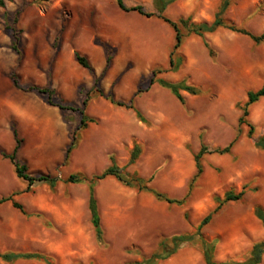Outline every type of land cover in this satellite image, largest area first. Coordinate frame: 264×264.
<instances>
[{
  "label": "rangeland",
  "instance_id": "374dc122",
  "mask_svg": "<svg viewBox=\"0 0 264 264\" xmlns=\"http://www.w3.org/2000/svg\"><path fill=\"white\" fill-rule=\"evenodd\" d=\"M219 1L175 0L162 14L211 22ZM123 3H140L145 11L155 12L152 0ZM15 14L21 55L11 49L10 32L3 22H11ZM224 17L260 34L264 0H232ZM204 38L213 55L201 37L191 34L177 51L179 68L156 75L200 90L198 94L181 90L184 102L180 103L167 88L150 81L153 69L168 67L174 42L172 28L161 18L123 10L116 0H0V150H12L14 124L22 139L16 155L28 172L58 178L54 190L37 183L25 191L26 181L0 154V198L15 194L25 212L9 201L0 205V252L43 253L51 264H133L148 257L161 238L194 231L215 206L217 196L230 189L238 192L243 186L241 199L223 205L200 235L209 241L216 238L218 261L242 258L263 237L254 208L264 209V150L254 142L264 135V97L248 106L246 119L254 125L251 136L246 125L238 124V117L247 91L264 84V39L254 43L224 28L205 33ZM104 45L113 53L105 71ZM75 53L87 58L104 95L112 92L114 99H132L144 120L105 96L92 99L85 112L95 121L78 131V144L66 159L79 111L48 104L43 95L15 87L9 75L14 72L22 85L49 81L63 102L80 107L93 78L76 62ZM234 138L230 152L203 155V172L183 206L158 201L113 177L100 180L95 197L105 245L94 237L87 185L62 181L76 171L100 172L110 164V156L118 166H126L137 144L140 155L127 169L145 178L153 176L150 187L181 198L195 171L193 156L200 144L214 149ZM0 264L48 263L0 259ZM158 264L203 261L198 244L188 242ZM258 264H264V256Z\"/></svg>",
  "mask_w": 264,
  "mask_h": 264
},
{
  "label": "trees",
  "instance_id": "16d2710c",
  "mask_svg": "<svg viewBox=\"0 0 264 264\" xmlns=\"http://www.w3.org/2000/svg\"><path fill=\"white\" fill-rule=\"evenodd\" d=\"M175 0H152L154 5V11H145L143 5L140 3H135L131 6H125L123 0H116L117 5L123 9L128 11H136L140 15H144L146 17L157 16L161 18L164 22H166L174 32V42L172 48L169 52L168 58V67L163 68H155L152 70L151 83L157 82L164 88H167L180 103L184 102L183 96L180 94L181 90L187 91L190 94H198L200 90L193 85L186 84L184 81L180 82H170L165 80L162 77H156L158 73L164 71H176L179 68L181 63V56L178 54V49L183 44L185 38L189 35H196L203 39V43L205 47L208 49L210 55H213V50L211 49L209 43L204 38L205 33H212L219 28H224L230 30L234 33L245 35L249 37L254 43H260L264 39V31L260 34H254L249 31L247 28L236 25L234 22L224 17V12L229 7L232 0H220L219 4L214 12V16L211 22H193L190 16L185 18L179 17L177 19H170L162 14L165 8ZM17 21V14L14 15L11 22L3 21L5 27L10 32V47L13 51H15L18 55H21V50L19 48V30L16 28L15 24ZM59 39V36L55 38V45ZM104 48L107 52L105 65L103 71H105L112 59L113 53L112 50L104 45ZM76 62L87 69V71L91 74L93 78V83L89 90L85 93V96L82 100V105L80 107L73 106L71 104L63 102L62 98L58 96L54 87L51 86L48 81L44 85H36V84H28L22 85L20 84L17 75L12 72L9 77L13 83V85L19 89L24 91H33L38 94L44 96L45 101L50 105H55L60 109H70L77 110L80 113L79 125L75 131L72 132V139L70 144L67 147L65 158L69 157L71 151L77 146L79 141L78 131L87 127L89 122L95 121L93 117H90L85 109L87 108L90 100L97 98L99 96H105L113 105L122 106L125 108L132 109L136 116L140 120H144L141 113L135 108L132 99L127 101H122L119 99H114L112 92H109L107 95H104L103 90L99 86V76H97L84 55L79 53L74 54ZM156 77V78H155ZM140 90H138L139 92ZM261 97H264V84L258 88L257 90H248L246 101L241 105V114L238 117L239 125H246L248 127L247 135L251 136L254 131V125L246 119L248 115V106L254 102H256ZM12 133L14 137V146L10 152H5L0 150V154L9 160L11 165L13 166V170L18 178H21L26 181L27 185L25 191H28L33 185L37 183H45L49 186L51 190H54L58 178L56 176H51L50 174L44 173H31L27 170V165L17 158V150L21 145L22 139L18 137L17 130L14 124H11ZM236 138L230 141L224 147H218L214 149H209L207 145L204 143L200 144L198 151L194 154V164L195 171L191 178L188 181V189L185 195L181 198H173L168 196L165 192L152 188L148 185L149 181H151L153 176H149L148 178L140 176L136 171H130L127 169V165H131L135 163L137 158L140 155V146L134 145L130 151L129 159L126 166H118L113 156H110V164L102 169L100 172L93 173L91 175H87L84 172L76 171L69 173L66 177L62 179L64 183H72V184H80L84 183L87 185L88 190V199H87V207L90 213V222L93 228L94 237L96 242L99 245H105L103 229L100 223V215L97 207V200L95 197V186L97 183L105 179L107 177H113L117 182L121 185L132 188L137 192H144L151 194L158 201H165L169 204H175L179 206H183L186 204L187 198L190 195L191 190L194 187V183L197 178L203 172L202 166V157L206 153H217L224 154L230 152L232 146L234 145ZM254 146L258 149L264 150V135L258 136L256 141L254 142ZM245 193V186H243L238 192H234L233 190H227L224 192L223 196L215 198V206L210 210L206 215H204L198 224L195 227V230L192 232H186L182 234H174L170 237H163L158 242V245L155 250H153L148 257H142V259L133 264H158L159 261L166 259L171 254L175 253L177 249L183 245V243H196L199 246V250L201 253V258L203 264H258L262 257L264 256V235L261 239L253 242L251 246L242 254L244 255L240 259L229 258L224 261H218L215 258V247H216V238L213 240H206L200 235V230L204 225H206L213 217L215 213H217L223 205H225L229 201H237L241 199L243 194ZM15 194H11L5 197L0 198V205L4 202L9 201L11 205L18 209L20 212L25 213L23 206L14 199ZM184 217H187V212L185 211ZM254 215L257 219L260 220L262 227L264 228V209L260 206H255ZM0 259L7 262L13 263L18 260H42L48 264L50 263V258L38 252H17V251H3L0 252Z\"/></svg>",
  "mask_w": 264,
  "mask_h": 264
}]
</instances>
